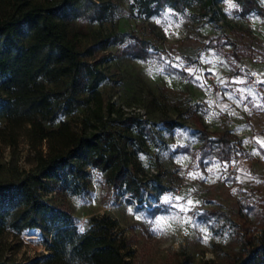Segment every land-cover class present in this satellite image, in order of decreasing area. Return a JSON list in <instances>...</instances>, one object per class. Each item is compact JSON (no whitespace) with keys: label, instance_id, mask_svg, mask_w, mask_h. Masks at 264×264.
<instances>
[{"label":"rangeland","instance_id":"obj_1","mask_svg":"<svg viewBox=\"0 0 264 264\" xmlns=\"http://www.w3.org/2000/svg\"><path fill=\"white\" fill-rule=\"evenodd\" d=\"M112 1L116 10L109 21L83 18L74 25L81 32L82 51L91 50L89 58L102 61L107 78L100 90L114 104L115 114L139 116L154 131V140L139 138V158L145 173L166 190L153 191L140 203L124 188L112 186L106 173L88 168L85 193H60L50 184L43 191L44 198L73 213L83 231L95 216L115 218L118 233L134 251L135 264H201L209 260L226 264L240 253L242 243L258 234L248 206L259 205L264 196V148L256 142L264 139V84L258 94L251 85L253 74L264 80V16H244L234 0L215 6L186 0L183 12L166 7L152 17L140 14L133 0ZM258 1L264 7V0ZM111 33L128 36L102 49L98 42ZM133 34L151 42L153 58L140 60L125 53ZM215 38L226 45L208 48ZM237 78L245 83H234ZM91 106H78L54 124L45 125L57 128L67 121L77 131L84 130L94 121ZM194 113L210 131L231 130L238 136L242 151L233 161L210 158L206 166L199 165L201 141ZM167 116L185 125L168 130L163 125ZM182 147L191 153H177ZM41 150L47 153L46 143ZM36 170L38 151L25 134L16 146L0 141V184H17ZM165 196L183 199L164 203ZM189 200L193 202L189 211L172 207L187 206ZM157 220H161V231L155 230ZM47 253L37 230L6 232L0 239V254L5 259L29 264Z\"/></svg>","mask_w":264,"mask_h":264},{"label":"trees","instance_id":"obj_2","mask_svg":"<svg viewBox=\"0 0 264 264\" xmlns=\"http://www.w3.org/2000/svg\"><path fill=\"white\" fill-rule=\"evenodd\" d=\"M133 1L146 17L166 7L177 12L186 7V0ZM199 1L215 6L223 0ZM234 1L244 16H264L258 0ZM115 10L112 0H0V122H4L0 141L16 146L25 134L38 151V170L17 184H0V239L6 232L39 231L48 253L29 264H135L134 251L118 233L115 218L95 216L89 228L80 231L73 213L44 198L48 185L54 184L60 193L81 195L87 191L88 168H92L106 173L112 186L124 188L140 203L151 192L166 190L158 179L145 173L139 158V138L154 140V131L139 116L115 114L114 104L107 102L100 90L107 78L102 61L89 58L91 50L82 51L81 32L74 25L83 18L109 21ZM126 36L111 33L98 45L107 49ZM129 37L127 55L140 60L155 56L149 40L134 34ZM225 45L226 41L215 38L207 47L222 49ZM86 103L92 105L94 120L86 129L77 131L67 121L57 128L46 127L45 123L54 124L61 115ZM192 119L201 141V167L210 158L231 162L242 151L241 140L231 130L212 132L198 114ZM163 125L173 130L185 123L167 116ZM45 143L46 154L41 150ZM176 151L191 153L186 147ZM248 207L257 221L258 234L242 243L240 253L226 264H264V196L259 205ZM0 264L23 263L0 254ZM201 264L219 263L209 260Z\"/></svg>","mask_w":264,"mask_h":264},{"label":"snow or ice","instance_id":"obj_3","mask_svg":"<svg viewBox=\"0 0 264 264\" xmlns=\"http://www.w3.org/2000/svg\"><path fill=\"white\" fill-rule=\"evenodd\" d=\"M229 7H234V5H232L231 3L229 4ZM171 67H179V65H171ZM160 71H162V69H160ZM197 79H199V77H196ZM234 83H238V84H242V83H245V81L243 80V79H240V78H237V79H235L234 81H233ZM259 83H261V84H264V80H260V81H258ZM237 91H240V92H244V91H246V90H244V89H237ZM248 91V94L249 95H252V93H251V90H247ZM239 102V101H238ZM227 106L225 105V108H226ZM257 107H262L261 105H257ZM234 114V113H233ZM258 144H260V146L262 147V148H264V139H257V141H256ZM254 154H258V153H255L254 152ZM176 200V201H180V200H182L183 199V197H171V196H165L164 198H163V202L164 203H169L170 201H172V200ZM198 203V202H197ZM193 205V202L192 201H187V206H185V205H180V204H173L172 205V207H175V208H179L180 209V211H189V210H191V206ZM163 219V218H162ZM188 222H191V217L189 218V221ZM160 224H161V220H157L156 221V225H157V227H156V231H161V228H160ZM84 229H83V227H81L80 228V231H83ZM202 231H204V229H201ZM207 239V236H205V240Z\"/></svg>","mask_w":264,"mask_h":264},{"label":"built area","instance_id":"obj_4","mask_svg":"<svg viewBox=\"0 0 264 264\" xmlns=\"http://www.w3.org/2000/svg\"><path fill=\"white\" fill-rule=\"evenodd\" d=\"M258 81H260L258 74H253L251 78V85L257 94L261 93L263 90V84L259 83Z\"/></svg>","mask_w":264,"mask_h":264}]
</instances>
